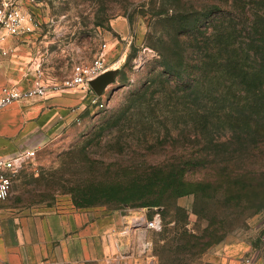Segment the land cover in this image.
I'll list each match as a JSON object with an SVG mask.
<instances>
[{
	"label": "rangeland",
	"instance_id": "374dc122",
	"mask_svg": "<svg viewBox=\"0 0 264 264\" xmlns=\"http://www.w3.org/2000/svg\"><path fill=\"white\" fill-rule=\"evenodd\" d=\"M202 1L20 0L32 31L13 39L11 58L25 84L62 87L75 66L102 55L118 74L102 94L104 108L85 100L76 122L33 149L5 202L158 216L163 228L149 234L150 264H211L238 242L248 243L250 263L264 264V113L244 111L239 100L227 117L222 108L233 104L220 99L222 114L210 116L203 95L183 87L196 55L169 17ZM166 60L186 77L166 74Z\"/></svg>",
	"mask_w": 264,
	"mask_h": 264
},
{
	"label": "crops",
	"instance_id": "0c3cea01",
	"mask_svg": "<svg viewBox=\"0 0 264 264\" xmlns=\"http://www.w3.org/2000/svg\"><path fill=\"white\" fill-rule=\"evenodd\" d=\"M11 37L2 43L0 95L4 88L28 90ZM79 89L53 91L45 98L21 99L0 110V157L33 150L47 136L76 122L85 103ZM80 107V109H79ZM75 110V111H73ZM120 211L98 213L18 209L0 201V264H150V231L132 228ZM238 242L225 245L211 264H252L249 247L240 255Z\"/></svg>",
	"mask_w": 264,
	"mask_h": 264
},
{
	"label": "trees",
	"instance_id": "16d2710c",
	"mask_svg": "<svg viewBox=\"0 0 264 264\" xmlns=\"http://www.w3.org/2000/svg\"><path fill=\"white\" fill-rule=\"evenodd\" d=\"M171 13V24L179 23L181 27L175 37L184 39L190 54L196 55L187 62L196 73L186 75L189 81L183 87L192 95H203L202 112L220 115L217 101L221 99L233 104L222 108L227 117H232L236 113L235 101L242 100L247 102L244 111L253 109L261 117L264 113V0H203L197 9L175 7ZM209 50L214 56L209 55ZM164 66L166 74L180 79L186 77L172 61L166 60ZM211 80L214 91L208 89ZM202 88L206 92L199 91ZM258 125L264 128L263 118Z\"/></svg>",
	"mask_w": 264,
	"mask_h": 264
},
{
	"label": "built area",
	"instance_id": "2783aa9c",
	"mask_svg": "<svg viewBox=\"0 0 264 264\" xmlns=\"http://www.w3.org/2000/svg\"><path fill=\"white\" fill-rule=\"evenodd\" d=\"M32 31V24L28 12L24 9L20 0H0V57L7 55V51L1 46L4 41L11 37H17ZM120 66V65H119ZM118 67H110L104 60L103 55L90 64L75 66L72 76L64 82L62 87L49 88L38 82L28 90H19L16 87L4 88L0 95V110L8 105L35 97L45 98L50 92L79 89L85 94V99L92 106L102 109L105 102L97 96L90 82L101 74ZM75 111V110H73ZM35 155L33 150H25L8 157H0V201L6 200L10 195L14 179L23 169L24 163ZM132 228H143L150 232L160 231L163 223L160 217L149 219L146 215H135L131 222Z\"/></svg>",
	"mask_w": 264,
	"mask_h": 264
},
{
	"label": "water",
	"instance_id": "95a60500",
	"mask_svg": "<svg viewBox=\"0 0 264 264\" xmlns=\"http://www.w3.org/2000/svg\"><path fill=\"white\" fill-rule=\"evenodd\" d=\"M118 70H110L101 74L98 78L90 82L92 89L95 91L97 96L101 97L104 91L116 81Z\"/></svg>",
	"mask_w": 264,
	"mask_h": 264
}]
</instances>
